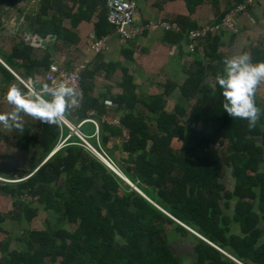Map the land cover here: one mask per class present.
Instances as JSON below:
<instances>
[{
  "label": "trees",
  "instance_id": "obj_1",
  "mask_svg": "<svg viewBox=\"0 0 264 264\" xmlns=\"http://www.w3.org/2000/svg\"><path fill=\"white\" fill-rule=\"evenodd\" d=\"M103 1L95 38L114 32ZM204 1L185 0L189 15L166 19L177 24L164 30L167 40L189 41L190 30L198 28L192 14ZM209 1L215 8L219 4ZM150 20L155 19L142 22ZM223 35L218 30L195 45L189 75L180 86L168 81L160 94L138 95L132 75L122 68V92L111 99L117 109H125L120 121L130 136L119 157L106 152L149 198L86 150L77 136H70L40 164L59 141V122L39 119L25 128L28 136L22 128L14 133L16 145L29 153L28 168L6 176L22 178L19 181L0 180L1 190L12 198V208L0 210V234L5 235L0 239V264H184L185 259L190 260L187 264H241L221 249L244 264H264V97L256 89L254 99L261 112L251 128L223 110L215 83L222 59L229 56L222 51ZM27 50L32 47L21 41L15 54L28 57ZM250 53L253 62L264 61V48L252 47ZM99 68L84 70L80 105H72L64 115L75 124L93 108L104 111L103 103L89 94L93 85L87 82ZM177 87L181 95L167 110V96ZM138 103L145 105L148 115ZM34 126L45 132L41 140ZM90 128L94 125L86 122L81 130L87 133ZM100 129L104 148L122 135L117 125L102 122ZM92 142L99 148L96 140ZM216 142L224 147L210 150ZM36 144L45 148L40 155L31 148ZM41 208L50 212L52 224L47 229L30 227ZM10 213L21 229H7ZM168 224L174 226L173 239Z\"/></svg>",
  "mask_w": 264,
  "mask_h": 264
},
{
  "label": "crops",
  "instance_id": "obj_2",
  "mask_svg": "<svg viewBox=\"0 0 264 264\" xmlns=\"http://www.w3.org/2000/svg\"><path fill=\"white\" fill-rule=\"evenodd\" d=\"M133 1L137 4L138 21L171 19L178 15H189L185 0ZM243 1L219 0L215 8L211 1L205 0L196 8L192 18L196 20L198 27L216 23L221 21L232 4ZM103 6V0H0V112L11 110V105L5 98L10 86L16 85L30 91L20 78L30 80L32 86L35 82L36 91H43L41 86L50 85L45 75L48 64L53 61H57L65 68H71L75 63L85 59L88 60L87 69L107 65V68H99L98 73L87 80L93 85L89 89V94L104 105V111L97 110L95 115L100 126L102 122H106L103 120L104 115L110 113L120 118L125 112L124 108L117 109V106L110 109L104 104V99H111L112 94L117 95L122 92V68L127 69L132 75L136 93L143 97L162 93L168 81L175 82L179 86L184 82L192 66L188 42L167 40L164 29L148 30L145 35L133 40H125L113 32L110 34L108 49L99 54L95 53L92 40L96 32V23L99 22L100 15L105 10ZM238 28V32L234 33L221 30L224 33L223 41L226 43L222 46V51L229 56L243 51H247L250 55L252 47L264 48V0L252 2L246 13L239 17ZM216 33L218 31H214L209 36ZM28 36H35L38 43L32 44L27 41ZM204 40L205 38H197L198 43ZM21 41L32 47V50L24 51L28 57L15 54L16 47ZM200 47L203 49L202 46ZM256 89L261 93V89L264 90V81H261ZM180 92L177 87L167 96V110L173 109L174 103L181 95ZM261 95L264 97V91ZM137 108L148 115V110L142 103H138ZM63 117L71 122L67 117ZM38 121V118L21 113L17 123L21 125L23 133L28 136L29 133L25 128ZM63 123L60 119L59 141L70 132ZM19 129L15 126L5 127L0 124V143L5 144L7 140L11 145L9 147L13 146V149L22 150L27 154L28 151L17 146L15 142L14 133ZM34 129L38 131V140H41L45 132L41 127L34 126L33 131ZM92 130L93 128H90L87 134H93ZM99 136L101 137V129ZM93 138L90 136L89 140L92 141ZM122 143V138L117 137L111 143L113 144L111 147L104 148L101 145V148L119 157ZM31 148L37 150L39 155L45 149L38 144Z\"/></svg>",
  "mask_w": 264,
  "mask_h": 264
},
{
  "label": "clouds",
  "instance_id": "obj_3",
  "mask_svg": "<svg viewBox=\"0 0 264 264\" xmlns=\"http://www.w3.org/2000/svg\"><path fill=\"white\" fill-rule=\"evenodd\" d=\"M261 81H264V61L253 62L247 51L224 57L222 68L215 76V83L223 98V110L232 118L246 120L249 128L255 126L261 112L254 99L256 87ZM41 87L43 91H36L35 82L33 91L21 89L16 85L10 86L5 98L11 105V110L0 112V124L5 127L21 128V125L17 123L21 113L38 118L43 122L58 123L76 103V89L63 80L58 83L53 81L50 85ZM175 220L179 219L175 218ZM211 244L214 245L213 242Z\"/></svg>",
  "mask_w": 264,
  "mask_h": 264
},
{
  "label": "built area",
  "instance_id": "obj_4",
  "mask_svg": "<svg viewBox=\"0 0 264 264\" xmlns=\"http://www.w3.org/2000/svg\"><path fill=\"white\" fill-rule=\"evenodd\" d=\"M254 0H244L238 4H232L231 8L225 13L222 17L221 21L217 24L212 23L209 25L201 26L195 29L190 30V35L188 37L189 41L197 38L208 37L211 33L218 30H225L230 32H238V19L239 17L246 13L248 7L252 4ZM107 6V18L109 23L113 26L114 33L119 37L125 40L136 39L139 36L144 35L145 31L148 30H157V29H169V28H177L176 23H172L166 19H158V20H150L144 22H137L136 18V9L137 4L133 0H106ZM109 35H104L99 38H95L93 36L92 40V48L95 53H102L104 50L108 49L109 46ZM40 39V38H39ZM27 41L32 44H37L36 37H27ZM88 60L85 59L83 61L75 63L71 68H65L57 61H53L49 64L45 78L51 84L53 81L60 82L61 80L71 84L76 89V103L73 105L74 108L79 107L80 101L82 99L83 88L81 84L82 74L84 70L87 68ZM22 82L27 86L30 91H33L32 82L30 80L22 79ZM104 104L107 108L113 109L118 106L116 102L112 99L106 98L104 99ZM97 114L96 109H92L89 111V116L77 124H72L66 118L61 117V119L65 122V124L70 128L71 133L77 135L85 148L96 154L102 161H104L109 167L112 169H116L114 162L111 160L107 152L101 148L100 141L99 149L96 148L89 140L88 136L81 130V126L84 122L89 121L94 124L95 131L93 136L96 138L99 137L100 124L98 120L95 118ZM103 120L120 126L122 129V134L125 140H127L130 136L129 128L125 125H122L120 118L117 116H112L110 113L103 116ZM67 135L63 138L59 145L63 146L67 143V139L69 138ZM224 147L221 142L211 143L209 145L210 150L219 149ZM2 179H4L2 177ZM18 180V179H13ZM132 188L138 190L142 195L149 198L134 182L129 181L128 183ZM179 221V220H178ZM180 222V221H179ZM200 235L199 233H197ZM201 237H203L201 235ZM204 238V237H203Z\"/></svg>",
  "mask_w": 264,
  "mask_h": 264
},
{
  "label": "rangeland",
  "instance_id": "obj_5",
  "mask_svg": "<svg viewBox=\"0 0 264 264\" xmlns=\"http://www.w3.org/2000/svg\"><path fill=\"white\" fill-rule=\"evenodd\" d=\"M255 1V0H254ZM220 22V21H219ZM219 22H216L215 24L219 23ZM133 40V39H132ZM188 42V49L192 52L193 51V48L194 46L198 43L197 42V39L196 40H192V41H187ZM226 49V48H225ZM264 90L261 89V93H263ZM63 117V116H62ZM62 120V119H61ZM62 122H64L62 120ZM64 125L65 122L63 123ZM67 126V125H66ZM68 127V126H67ZM69 128V127H68ZM70 129V128H69ZM94 131V129L92 130ZM71 133V130L69 132V134ZM68 134V135H69ZM87 136H88V140H89V137L92 136L94 137L93 138V141L96 140V142L98 143V141H100V136L98 138H96V136H93V134L91 135H88L87 133H85ZM75 134H70V136H73ZM7 136V135H5ZM67 135H65L63 138H65ZM69 136V138H70ZM77 136V135H75ZM78 137V136H77ZM7 138V137H6ZM6 138L4 140H6ZM9 138V137H8ZM61 138L60 141L63 139ZM68 138V139H69ZM121 138L123 140V142H125L126 140L124 139L123 137V134L121 135ZM67 139V141H68ZM60 141L57 143L56 147L49 153V155L40 163L42 164L43 162H45V160H47V158H49L57 149L65 146H60L59 143ZM90 141V140H89ZM92 144L93 142L90 141ZM6 143H8V145H6ZM6 143L4 144V142H2V144L0 143V180L2 181H19L21 179H18V180H13V179H10V178H7L6 176H8V173L13 171L14 169H21V168H28V153L26 154V152L22 151V150H17V149H13V146L12 147H9L11 146L9 144V142H7L6 140ZM80 144L83 146L82 144V141L80 142ZM99 144V143H98ZM94 145V144H93ZM95 146V145H94ZM84 147V146H83ZM96 147V146H95ZM85 148V147H84ZM97 148V147H96ZM87 149V148H85ZM99 149V148H98ZM88 150V149H87ZM89 152H91L90 150H88ZM93 155H95L96 157H98L96 154H94L93 152H91ZM224 154H226V150L223 151ZM15 156V158H14ZM110 157V156H109ZM99 158V157H98ZM100 159V158H99ZM101 160V159H100ZM112 160V159H111ZM102 161V160H101ZM113 161V160H112ZM104 162V161H102ZM114 162V161H113ZM105 163V162H104ZM106 164V163H105ZM115 164V163H114ZM107 165V164H106ZM108 166V165H107ZM116 166V169H112L111 167H109L110 169H112L115 173L117 172H120L122 174V178L127 182L129 183V181H131L123 172L120 171V169L118 168V166L115 164ZM226 170H229V168H227ZM118 175V173H117ZM229 175V174H227ZM5 176V177H4ZM120 176V175H119ZM2 177L4 179H2ZM121 177V176H120ZM132 182V181H131ZM12 208V198L11 196L2 191L1 188H0V210L3 211V212H7L9 209ZM168 213V212H167ZM169 216L170 213H168ZM172 217V216H171ZM175 219V217H174ZM177 219V218H176ZM52 217H51V214L49 211H45L43 209H40V211L38 212V215L32 220V222L29 224L30 227L32 228H37V229H43V228H46L48 227V224H52ZM178 220V219H177ZM19 221H18V218L16 216H12L11 213L9 214V217L7 218L6 220V224L5 226L7 227V229H9L10 231H13V230H17L20 225H19ZM181 224H184L183 222H181ZM188 229H190L192 232H194L196 235H198V231L195 230L194 228L188 226V225H185ZM73 227H75V224L73 225ZM174 226L173 225H170L168 224L167 225V228H168V232L171 236V238L173 239L175 236L173 235L174 231H173V228ZM234 227V230H238V227L235 225L233 226ZM21 229V227H20ZM201 234V233H200ZM202 235V234H201ZM201 235H198L199 237H201ZM5 235L4 234H0V239H2ZM202 239L210 242V240H207L205 237H201ZM212 243V242H211ZM213 245V244H212ZM12 247H14V244L12 243L11 245ZM217 246V245H216ZM188 250V249H187ZM187 250H181L182 253L184 254V252H186ZM226 255H228L229 257H231L232 259H235L237 260L238 262H240L241 264H244L243 262L239 261L237 258H235L233 255H231L230 253L226 252L224 249H222ZM188 254H186V257L188 258V255L191 254L193 252V248L191 247V252L187 251ZM190 260L189 259H185L183 260V263L184 264H187Z\"/></svg>",
  "mask_w": 264,
  "mask_h": 264
},
{
  "label": "water",
  "instance_id": "obj_6",
  "mask_svg": "<svg viewBox=\"0 0 264 264\" xmlns=\"http://www.w3.org/2000/svg\"><path fill=\"white\" fill-rule=\"evenodd\" d=\"M117 173H118V175H120L122 177V174L120 172H117Z\"/></svg>",
  "mask_w": 264,
  "mask_h": 264
}]
</instances>
